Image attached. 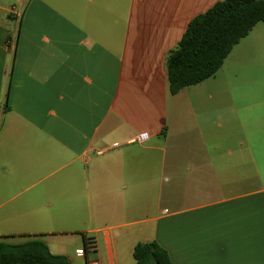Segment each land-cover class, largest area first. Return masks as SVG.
I'll return each instance as SVG.
<instances>
[{"label":"crops","instance_id":"crops-1","mask_svg":"<svg viewBox=\"0 0 264 264\" xmlns=\"http://www.w3.org/2000/svg\"><path fill=\"white\" fill-rule=\"evenodd\" d=\"M217 1L0 0V239L72 264L152 240L174 264H264V22L168 88L166 53Z\"/></svg>","mask_w":264,"mask_h":264},{"label":"trees","instance_id":"trees-1","mask_svg":"<svg viewBox=\"0 0 264 264\" xmlns=\"http://www.w3.org/2000/svg\"><path fill=\"white\" fill-rule=\"evenodd\" d=\"M260 21L264 0H220L192 18L165 55L170 93L213 76L232 47ZM25 237L20 242L0 239V264H72L66 255L52 253L38 235ZM132 256L135 264H174L154 240L137 242Z\"/></svg>","mask_w":264,"mask_h":264},{"label":"built area","instance_id":"built-area-1","mask_svg":"<svg viewBox=\"0 0 264 264\" xmlns=\"http://www.w3.org/2000/svg\"><path fill=\"white\" fill-rule=\"evenodd\" d=\"M10 12L12 13V15L15 17V18H18L19 16H20V9L15 5V4H12L11 6H10ZM145 134H142L141 136H138V137H136V138H134V139H132V141H135V140H138V139H144L145 138ZM116 146H118V143H113L112 144V147H116ZM78 255L79 256H85V251L83 250H81V251H79V253H78ZM79 264H90L89 263V261L88 260H85V261H83V262H81V263H79Z\"/></svg>","mask_w":264,"mask_h":264},{"label":"rangeland","instance_id":"rangeland-1","mask_svg":"<svg viewBox=\"0 0 264 264\" xmlns=\"http://www.w3.org/2000/svg\"><path fill=\"white\" fill-rule=\"evenodd\" d=\"M61 171L56 172V175H58ZM13 242H20L18 239H11ZM128 263L129 264H135V260L132 256V254H128Z\"/></svg>","mask_w":264,"mask_h":264}]
</instances>
